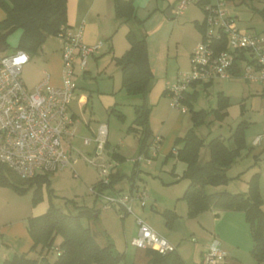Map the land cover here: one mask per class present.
<instances>
[{
    "label": "rangeland",
    "instance_id": "374dc122",
    "mask_svg": "<svg viewBox=\"0 0 264 264\" xmlns=\"http://www.w3.org/2000/svg\"><path fill=\"white\" fill-rule=\"evenodd\" d=\"M176 1L177 0H150L148 3H144L141 0H137L135 2L137 7V16L145 19L143 26L140 27L139 30L147 34V39L151 45H161V50L163 52L165 50L167 77L173 81H175V77L177 75L186 73L190 70V53L202 38V35L194 24V16L198 17L200 22L204 18V11L202 7H199L195 3L196 0H190L182 14L178 16L173 15V19H168L165 11L168 6L175 5ZM246 1L249 2L248 0ZM263 1L264 0H252L250 2L254 7L261 8ZM225 9L228 14H230L229 12H232L231 15L236 18V22L239 27L248 28V30L250 29L252 33L258 34L261 38H264V18L248 6L247 3L243 2L238 4V1L234 2L229 0L225 2ZM2 14L4 15V10L0 7V19L3 17ZM111 14L112 11H110V15ZM121 33L122 32H120L119 29L118 35H121ZM19 35L20 30L18 29L8 34L6 37V43L8 46L0 54L6 55L13 53L15 51ZM58 44L59 40L56 36H48L39 52H41L42 49L43 51H47L48 48L55 49ZM107 49L108 45H105L103 49H101L103 51L99 55L98 60L100 58L107 57V62H109L110 57L106 53ZM38 53L31 54L32 61L37 59ZM40 61L43 63V60ZM112 63L113 62L109 64V67L110 69L115 67V69L111 74H113L116 80L120 81L121 71L119 66L114 64L115 62L113 64ZM94 68L96 69V67ZM104 68L105 67L100 65L101 70H104ZM93 70L94 69H92V73L94 72ZM93 75H95V73ZM86 82H88V84H92L90 78L86 79ZM254 87V84H248L240 77L218 79L209 86H204L203 83L197 84L195 87L197 92L196 99L192 103L194 110L203 108L210 111L213 109L216 106L217 94L219 91H222L224 95L229 97L230 105L228 107V113L222 119H214V116L209 114L206 117L205 122L200 123L197 127H195L196 133L203 137L205 142L218 135L227 140L236 124L241 119H247L252 122L247 129L246 139L249 146L252 138L264 126V99L260 95L255 94ZM148 95L147 103L151 109L148 124L154 135L153 137L159 136L161 133L164 135V138L167 139V135L173 132H177L180 136H183L187 129L192 126L191 111L188 109L187 112L182 113L172 109L170 107V100L168 96L165 98L163 97L159 104L153 105V103H150ZM117 99L120 103L117 110L122 113V117L115 113L108 114L106 111L102 110L100 106L98 107L100 109L99 112H101V119L104 120V123L108 124V139L110 142L115 143L119 140L122 141L120 151L123 152L126 158L121 161L118 168L127 175L131 174L133 170L137 171V175L135 177L136 184H138L140 190H144L151 197L155 196L156 198H160L161 192H166L165 194H168L177 187L182 188L184 183H188L187 179L181 177L185 164L173 156L167 157L166 160H164L166 154L161 152L159 146L160 143L158 144V148L156 147V156L153 157L150 164H147L143 160L138 164V168L137 166L133 168V163L130 160L137 155L138 133L128 130V128L134 116L132 103H141L142 98L139 95H129L122 88ZM242 101L245 105V111L241 116L239 115V105ZM101 123H98V126ZM84 137L92 138L93 136L75 137L72 140L73 151L71 152H69V146L66 142L63 143L66 153H68L70 157L75 160L73 170L70 167H65L64 169L48 174L51 201L54 206L61 208L65 212L75 213V205L99 209L101 204V199L98 197L96 198L95 193L90 190V188L95 186L98 182L97 170L94 166L87 164L79 156L86 155L87 152L93 151L94 148L92 145L86 146L82 144L81 141ZM175 138L172 140V146L170 147L174 150L177 149V146L174 145ZM135 145L137 146V151L134 150ZM114 148V145L110 147V149ZM203 149L208 151L206 146L203 147ZM203 151L204 150H202V156L204 153ZM251 158V156L247 155V149L242 151L241 156L236 162L237 164L233 165L230 170H228L227 175L229 177L236 176L240 172V178H242V180H247L250 173L244 174L243 171L248 168V165L246 166V164ZM263 161L264 155L260 162L263 163ZM173 173L176 175H173ZM177 175L179 177L178 183L180 182V184H169L167 180L170 178V180H174ZM8 177L19 187H28V182H23L15 176H11L9 173ZM119 185L127 187V179H123ZM240 185L241 182L239 177L234 178L229 184V188L231 190H239ZM170 186L172 188H168ZM216 188V186L209 185L205 187V191L211 192ZM32 191L33 187L28 188L26 192L20 194L12 186L0 185V225H2V223L10 225V223L16 224L22 222H25L26 224L29 217L38 216L47 210V195L44 196L43 200L34 203L32 200ZM148 205L149 201L146 208H148ZM133 209V212L136 211L138 213V211H141V207L137 204H134ZM122 212L123 211L119 213L112 208L106 211V214L104 215L105 212L101 211V214L98 215L97 218H85L82 219V223L83 225L89 226L91 229L99 232L97 235V241L100 245L105 244L106 240H109L113 244V249L116 252L124 254L123 259L117 264H145L143 263V258H141L139 254L142 253V250L137 249L130 244V240L132 238V228H134L135 223L134 216L133 214H127L125 218H122ZM27 234L31 239L28 232ZM60 241L61 237L57 235L53 242L52 250L47 253L44 252L43 255H40V247L38 246L37 250L30 251L28 256L37 259H40L42 256H46L48 262L51 263L56 259L57 255L54 247H58ZM225 259L226 258H224L220 264H225ZM242 261L245 262L244 264H259L256 263L254 258L249 253H242ZM198 262H201V259H199Z\"/></svg>",
    "mask_w": 264,
    "mask_h": 264
},
{
    "label": "trees",
    "instance_id": "16d2710c",
    "mask_svg": "<svg viewBox=\"0 0 264 264\" xmlns=\"http://www.w3.org/2000/svg\"><path fill=\"white\" fill-rule=\"evenodd\" d=\"M112 1L115 19L128 23L129 26L126 32L129 47L121 56L115 58V63L121 71V87L127 94L139 95L142 98V102L134 106L135 118L128 130L138 133V155L148 156L153 133L148 124L151 109L147 103V95L152 88L154 74L148 59L147 34L139 30L145 19L137 16L133 0ZM211 1L196 0L195 3L202 7ZM232 1H238V4L247 3L264 18V1L261 8L254 7L250 2L252 0ZM0 7L5 13L0 19V34L5 32L10 34L17 29L20 30L15 50L22 49L28 54L37 53L46 38L51 35L57 36L60 28L67 22V0H0ZM199 28L203 34V24H199ZM225 44L223 41V48H226ZM6 46H8L7 43ZM235 72V77H238V69ZM206 85L207 83L204 84ZM195 87L196 85L192 84L184 100L191 111L192 126L183 136L175 138L174 145L177 146L175 155L169 152L165 157L174 156L185 163L181 177L188 180L182 195L187 204V215L193 218L210 208L243 212L251 231L253 244L250 252L256 263H260L264 261V210L259 188V172L252 173L247 180L246 192L205 191V187L209 185H226L231 180L227 170L241 156L242 151L247 149L249 152L252 149L247 146L245 138V130L249 122L244 119L239 121L227 140L218 135L205 142L204 138L196 133L195 127L205 122L209 114H212L214 119H222L227 114L229 99L222 91H219L216 106L213 109L194 110L192 103L197 95ZM205 146L208 149V158L201 159V151ZM112 156L116 158V153ZM253 157L256 160L258 155ZM8 173L23 182H28V187H19L9 179ZM136 173L133 171L131 175L121 174L117 165H113L110 183L100 185L97 182L93 187L97 191L118 192L115 185L127 178L131 184L130 188H133L136 186L134 179ZM0 185L12 186L20 194L33 187V202L41 201L46 194L49 203L43 214L29 217L27 220V232L32 239L30 250L21 255H15L2 264H38L39 259L29 257L28 253L36 251L38 246L40 255L49 252L53 249L52 245L57 235L61 237L57 247L59 254L53 262L47 261L48 264H117L123 259L124 254L116 252L109 240L100 245L97 241L99 232L82 223V219L97 218L99 209L74 204L76 210L72 213L54 206L51 201L48 173L23 180L11 169L0 164ZM121 210L122 217L127 215L123 207ZM161 214L166 219L167 226L170 227L176 216L175 213L172 210H162ZM146 252L150 257L147 264H185L177 250L164 255L153 249H146ZM42 259L47 258L42 256ZM198 264L203 263L201 261Z\"/></svg>",
    "mask_w": 264,
    "mask_h": 264
},
{
    "label": "built area",
    "instance_id": "2783aa9c",
    "mask_svg": "<svg viewBox=\"0 0 264 264\" xmlns=\"http://www.w3.org/2000/svg\"><path fill=\"white\" fill-rule=\"evenodd\" d=\"M190 0H177L172 8L173 15H180ZM204 11L203 34L190 54V70L178 76L165 86L170 98V107L182 113L187 112L184 103L192 84H209L218 79L238 77L246 82L258 83L264 92V38L239 27L236 18L228 14L223 0H214L202 6ZM57 37L62 40V84L53 86L45 79L32 89H28L21 77L23 66L29 54L15 50L0 56V164L11 169L19 178L25 180L70 167L75 160L66 153L63 143L73 151L72 138L75 136L70 103L74 97L75 64L84 71L88 59L102 47L101 42L87 44L82 38V26L71 29L67 25L60 28ZM223 41L226 48H223ZM107 126L101 123L92 138L84 137V145H93L91 154L79 155L87 164L96 168L98 184L108 185L111 180V162L106 158L108 150ZM262 135L252 140L258 144ZM159 136L153 137L149 146L155 152ZM176 153V150H172ZM145 158L138 155L134 161ZM90 190L102 202L106 210L113 206L123 207L127 214H133L131 203L138 201L144 206L148 194L144 190L126 192ZM136 235L131 244L140 249H153L159 254L176 250V246L162 237L142 218H135ZM58 255L59 250L55 247ZM227 256L218 239H213L202 253L203 264H220Z\"/></svg>",
    "mask_w": 264,
    "mask_h": 264
},
{
    "label": "crops",
    "instance_id": "0c3cea01",
    "mask_svg": "<svg viewBox=\"0 0 264 264\" xmlns=\"http://www.w3.org/2000/svg\"><path fill=\"white\" fill-rule=\"evenodd\" d=\"M136 1L137 0H133V5L137 13V7L135 3ZM141 1L144 3H148L150 0H141ZM168 7L173 8L174 5ZM110 11H112L111 15H110ZM229 13L231 14L232 12ZM167 18L173 19V14H171V16ZM202 21L200 22V20H198V17L194 16V24L201 35H202V31L199 28V24H202ZM66 25L73 30L77 29L79 26H82V38L85 43L87 44H93L97 42L102 43V47L98 51H96L93 55H91V57H89L86 70L82 71L78 67V64L77 63L75 64L74 80L76 83V89H75L74 97L70 103V112L73 119H75V124H74L75 136L72 138L73 140L75 137H83V136L91 137L96 133L98 123L104 121L101 119L102 116H101V112H99L100 109L98 106H100L101 109L106 111L108 114L115 113L118 114L119 116L122 115V113H120V111L117 110V107L120 105L117 97L120 94V91L122 90L121 80L119 81L114 78L113 74L111 73L115 69V67H112L110 69L109 64L111 62L114 63L115 58L121 56L128 49L129 44L126 39V32L128 31L129 26L128 23L118 21L115 19L112 0H67ZM119 29L120 32H122L121 35H118ZM57 38L59 40V44L57 45V47L55 49L48 48L47 51L46 50L43 51L42 49V51L39 52L41 50L40 49L38 51L39 53L37 52L38 57L36 60L32 61L31 54H29V60L23 66L21 72L22 80L28 89L34 88L35 85H37L38 83L42 82L45 79H47L48 83L53 86H60L62 84V55H61L62 40L59 37ZM105 45H108V49L106 53L110 57L111 61L109 60V62H107L108 60L106 59L107 57H103L98 60L99 55L103 51L101 49H103ZM161 49H162L161 45L158 46L151 45L149 40L147 39L148 59L154 74V81L152 88L149 92L148 99L150 100V103H153V105L159 104L163 97L165 98L168 96L165 90V86L167 83L173 82V80L167 77L166 53L165 50L163 52ZM0 56H2V54H0ZM40 60H43V63ZM100 65L105 67L104 70L100 69ZM94 67H96V69ZM92 69H94L93 73H92ZM94 73L95 75H93ZM180 75H177L175 78H177ZM88 78L91 79L92 84H88V82H86V79ZM212 83H209L206 86H209ZM247 83L254 84L255 94L260 95L264 99V92L258 83H254V82H247ZM228 101H229L228 104L229 107L230 99ZM132 104L134 110V106L140 104V102L139 103L134 102ZM228 107L226 109L227 113H228ZM244 111H245V105L244 102L242 101L239 105V115L242 116L244 114ZM134 118H135V113L132 118V121ZM244 120L249 122V126L251 125L252 122L250 120L247 119ZM104 124H106L108 131L107 145H106L108 153L106 158L111 162L112 166L117 165L118 167L121 161L126 158L123 152L120 151V148L122 147V141L119 140L115 143L110 142V140L108 139L109 136L108 124L107 123ZM249 126L245 130V138L247 137V129L249 128ZM263 132H264V126L254 137H256L257 135H262ZM178 135L179 134L177 132H173L167 135L168 138L165 139L163 134L161 133L159 134L161 139L158 142V144L160 143L159 146L162 153L167 155L169 152H172L173 149L170 148L172 146L171 144L172 140ZM254 137L252 138V140L254 139ZM252 140L249 146L247 144L248 147L252 148L249 152H247V155L251 156L252 158L247 161L246 166L248 165V168H246V170H244L243 172L244 174L250 173L249 174L250 176L254 172H259L260 174L259 188H260L261 198L263 201L262 208L264 210V161L263 163L260 162L264 155V137L261 138L258 144H253ZM158 144H157V148H158ZM112 145L115 146L114 149H110ZM136 147L137 146L135 145L134 150L137 151ZM157 148H155L154 154L153 153L151 154L150 151H148V156H144L145 158L149 157L150 161H146V159H142L140 161H134V159L138 156V151H137L136 153L137 155L130 160L133 163V168L136 166L138 168V164L143 160L147 164H150L153 157L156 156ZM202 150H204L203 151L204 153L202 156V151H201V155H200L201 159H207L208 151H206L205 149ZM91 152H87V154H91ZM113 153H116V158L112 156ZM172 153L173 155H175L174 152ZM254 155H258V158L256 160L253 157ZM164 160H166V157L164 158ZM237 160L233 165L237 164L236 163ZM135 163H137V165ZM230 168L228 170H230ZM118 170L121 174H125L121 169L118 168ZM240 174L241 173L239 172V174H237L236 176H230L231 180H229V182L226 185H220L221 187L216 186L217 188L212 190L211 192L220 191V190H227L230 192H246L247 180L249 178L247 180H242V178H240L241 177ZM173 175L176 174L173 173ZM238 177L241 182V185L239 186V190H231L229 188V184L233 181L234 178H238ZM170 179L167 180L169 184H174V185L180 184V182L178 183L179 181L178 175L174 180H170ZM119 183L115 185V189L121 193L139 189L138 184H136L135 187L130 188L131 184L129 181L127 187L120 186ZM187 184L184 183L182 188L177 187L176 189L170 191V193L168 194H165L166 192L164 193L161 192L160 198H156L155 196L151 197L150 195H148V200L144 206H141L138 201H133L131 203L132 211L134 210L133 209L134 204H137L139 207H141V211H138V213L134 211L135 214L133 212L135 223H134V228H132V234H131L132 238L136 235L137 232V224L135 220L137 216L142 218L146 223H148L162 237H164L170 243L174 244L176 246V250L183 258L185 264H198L199 259H202V253L214 238L220 241L221 247L227 253L224 262L225 264H244L245 262L242 261V253H249L251 255L250 251L253 244L251 231L248 223L245 220L244 213L241 211L210 208L208 210L199 213L197 216L193 218L189 217L187 215V204L185 200L182 198V195L185 191ZM168 188H172V187L170 186ZM45 195L46 194H44V196ZM148 201H149V205L148 208H146ZM100 203H101L99 206L100 211L98 215L101 214V211L105 212L104 213L105 215L106 211L112 208L118 211L119 213L122 211L120 206H113L109 209L104 210L101 208L102 202ZM162 210H172L176 215L173 218L170 227L167 226L166 219L161 214ZM125 217L126 215L123 216L122 218ZM26 226L27 223L25 224V222L16 223V224L10 223V225L2 223V225H0V264H2L6 260L12 259L15 255H21L22 253H26L30 250L32 241L27 234ZM131 240H130V244H131ZM141 250L142 253H139L140 257L143 258V263L147 264L149 262L150 257L147 254L146 249H141ZM262 262L259 264H264Z\"/></svg>",
    "mask_w": 264,
    "mask_h": 264
},
{
    "label": "water",
    "instance_id": "95a60500",
    "mask_svg": "<svg viewBox=\"0 0 264 264\" xmlns=\"http://www.w3.org/2000/svg\"><path fill=\"white\" fill-rule=\"evenodd\" d=\"M165 14L167 17H170L172 14V8L168 7L165 11ZM7 35H8V32L0 34V52H3L7 47L6 43H5ZM38 264H48V262H47V260H43L42 258H40L38 260Z\"/></svg>",
    "mask_w": 264,
    "mask_h": 264
}]
</instances>
